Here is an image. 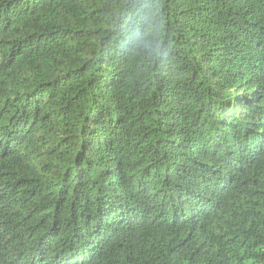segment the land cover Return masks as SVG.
Returning <instances> with one entry per match:
<instances>
[{"label": "trees", "instance_id": "16d2710c", "mask_svg": "<svg viewBox=\"0 0 264 264\" xmlns=\"http://www.w3.org/2000/svg\"><path fill=\"white\" fill-rule=\"evenodd\" d=\"M0 264H264V0H0Z\"/></svg>", "mask_w": 264, "mask_h": 264}, {"label": "clouds", "instance_id": "9594fccd", "mask_svg": "<svg viewBox=\"0 0 264 264\" xmlns=\"http://www.w3.org/2000/svg\"><path fill=\"white\" fill-rule=\"evenodd\" d=\"M151 23V21H150ZM132 28V40L130 41V43H140L141 46H144V47H149L150 45L146 44L144 41H143V37H144V32L147 31V28L148 26L147 25H144L142 22H141V31L139 33L136 32V27L135 25H132L131 26ZM156 29L157 31H159V23L156 24ZM137 36L140 37V40L138 41L137 40ZM158 47H162L160 45H158Z\"/></svg>", "mask_w": 264, "mask_h": 264}]
</instances>
